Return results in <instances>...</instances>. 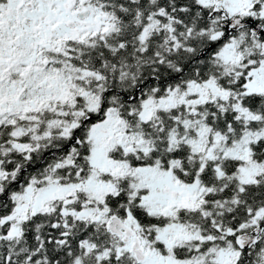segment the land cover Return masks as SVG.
<instances>
[{
	"label": "snow or ice",
	"instance_id": "obj_1",
	"mask_svg": "<svg viewBox=\"0 0 264 264\" xmlns=\"http://www.w3.org/2000/svg\"><path fill=\"white\" fill-rule=\"evenodd\" d=\"M0 264H264V0H0Z\"/></svg>",
	"mask_w": 264,
	"mask_h": 264
}]
</instances>
